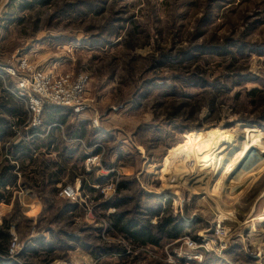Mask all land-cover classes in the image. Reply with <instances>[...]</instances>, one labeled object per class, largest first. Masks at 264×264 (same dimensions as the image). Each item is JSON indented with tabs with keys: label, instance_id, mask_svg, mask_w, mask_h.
<instances>
[{
	"label": "rangeland",
	"instance_id": "1",
	"mask_svg": "<svg viewBox=\"0 0 264 264\" xmlns=\"http://www.w3.org/2000/svg\"><path fill=\"white\" fill-rule=\"evenodd\" d=\"M14 56L89 85L53 125L65 170L0 204V264H264V0H0V65ZM25 108L0 162L40 134L46 107L38 123ZM235 141L254 148L233 159ZM215 150L232 172L195 173ZM115 214L186 229L142 245Z\"/></svg>",
	"mask_w": 264,
	"mask_h": 264
},
{
	"label": "crops",
	"instance_id": "2",
	"mask_svg": "<svg viewBox=\"0 0 264 264\" xmlns=\"http://www.w3.org/2000/svg\"><path fill=\"white\" fill-rule=\"evenodd\" d=\"M0 85L3 88V93L0 91V119L6 120V124L0 128V139H6L15 132L23 120H26L28 114L27 111L25 113L22 110V107L26 110L25 105L17 100L10 91L16 89V83L7 77L6 80L0 78ZM59 110L57 112L50 107L45 109L43 126L39 129L40 134L35 140H31L29 143L19 141L8 145L13 160L0 162V198H2L0 204L7 203L12 196V190L17 187L19 181H22L23 176L25 179L33 176L34 178L31 180H34L35 183L47 180V183L54 184L56 178L62 173L61 171L65 170L60 164L52 163L50 160L52 159L50 157L51 150L56 147V142L59 141L56 140L58 136L53 130L54 122L66 123L65 113L69 109L62 107ZM45 129H47L46 132ZM22 161H29V163L22 164L26 166H21L19 163ZM24 171L26 173L21 176V172Z\"/></svg>",
	"mask_w": 264,
	"mask_h": 264
},
{
	"label": "built area",
	"instance_id": "3",
	"mask_svg": "<svg viewBox=\"0 0 264 264\" xmlns=\"http://www.w3.org/2000/svg\"><path fill=\"white\" fill-rule=\"evenodd\" d=\"M17 57V56H16ZM12 57L6 64L0 65V78L7 77L16 83V89L10 90L15 98L25 104L28 113L38 123L47 105L70 107L75 112L84 108V96L89 85L86 75L80 74L75 79L71 75H57L52 71L39 69L27 58ZM64 197L74 196L71 188H65ZM193 248L197 244L187 240Z\"/></svg>",
	"mask_w": 264,
	"mask_h": 264
},
{
	"label": "trees",
	"instance_id": "4",
	"mask_svg": "<svg viewBox=\"0 0 264 264\" xmlns=\"http://www.w3.org/2000/svg\"><path fill=\"white\" fill-rule=\"evenodd\" d=\"M42 3V1H40ZM21 8L27 9L30 8L32 5L30 3H17ZM18 6V7H19ZM188 59H191L187 57L184 59L187 61ZM250 95L253 97H257L259 95L258 90H253L250 92ZM50 107L53 110H56L57 112L60 111L59 108L53 105H47L46 108ZM6 121V120H5ZM4 120L0 119V128L3 127L6 123ZM2 198H0L1 202ZM118 208L120 207V204H107L105 207ZM114 228L121 231L124 235L127 237H130L133 242H137L138 244L142 245H159V237L160 236H166V238L169 239H179L183 236L184 229H186V226H184L181 222H176L172 217H168L164 219L161 223H159L157 226H152L150 223L143 224L140 226L139 224L135 223L133 220H127L123 214H115L114 216ZM160 235V236H159ZM0 238L8 240V237L2 233H0ZM5 244H1L0 250L4 251Z\"/></svg>",
	"mask_w": 264,
	"mask_h": 264
},
{
	"label": "bare ground",
	"instance_id": "5",
	"mask_svg": "<svg viewBox=\"0 0 264 264\" xmlns=\"http://www.w3.org/2000/svg\"><path fill=\"white\" fill-rule=\"evenodd\" d=\"M216 139V138H215ZM221 141H218V145H217V147L220 145L221 146V144L223 143L224 144V142H226L225 141V139L223 138V139H220ZM221 143V144H220ZM230 144L231 145H233L234 146V150H233V152L231 153V155H230V157H233V159L234 158H236L235 157V155L237 154V152H242V154H243V152H250L254 147L253 146H250V145H245V144H243V143H241V142H237V141H235V142H230ZM222 146H224V145H222ZM225 147V146H224ZM253 147V148H252ZM223 148V147H222ZM227 148V147H226ZM225 150V149H224ZM223 149L221 150L222 152L224 151ZM217 152V150H215L214 151V155H212V157L211 158H206V157H200L199 159H198V162H197V166H196V168H194V170H195V173L196 172H201L202 173V170H204V168H209V170L210 171H212V170H214V168L216 169L217 168V166L219 165V164H222V167H223V174H222V176H224V175H226V174H228V173H230V172H232V169H233V167L235 166V164L236 163H234V164H232V163H225V161L224 162H222L221 161V159H219V157H221V155H223V154H221V152H219L218 151V153H216ZM194 153V152H193ZM237 155H239V153L237 154ZM219 156V157H218ZM223 157V156H222ZM192 158H193V156H192ZM229 159V158H228ZM228 161V160H227ZM233 161V160H232ZM221 169V168H220ZM208 172V171H207ZM213 172V171H212ZM193 174V173H192ZM200 174V173H199ZM208 175V174H207ZM221 176V178H223ZM206 179L208 178V176H206L205 177ZM220 178V179H221ZM206 179H200V181H204V180H206ZM219 179V180H220ZM197 180V179H196ZM199 181V182H200ZM207 182V181H206ZM209 182H207V184H208ZM218 183H220V182H218ZM219 185V184H218ZM218 187V191H220L221 189H220V185L219 186H217ZM257 232V230L256 229H253V237L257 240V243L258 244H261L262 246H264V242H260V239L258 238V236L260 235V234H258V233H256ZM251 236V235H250ZM256 242V241H255ZM261 246V247H262ZM260 248V247H259Z\"/></svg>",
	"mask_w": 264,
	"mask_h": 264
}]
</instances>
